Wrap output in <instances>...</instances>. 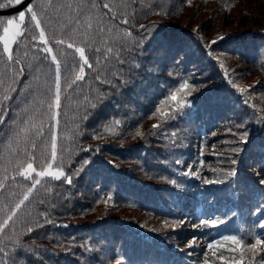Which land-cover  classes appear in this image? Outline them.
Segmentation results:
<instances>
[{"label":"trees","instance_id":"1","mask_svg":"<svg viewBox=\"0 0 264 264\" xmlns=\"http://www.w3.org/2000/svg\"><path fill=\"white\" fill-rule=\"evenodd\" d=\"M26 9L11 56L0 15V264H264V0Z\"/></svg>","mask_w":264,"mask_h":264},{"label":"rangeland","instance_id":"2","mask_svg":"<svg viewBox=\"0 0 264 264\" xmlns=\"http://www.w3.org/2000/svg\"><path fill=\"white\" fill-rule=\"evenodd\" d=\"M21 0H13L14 3L20 2ZM28 14V10H22L17 15L11 16L9 18L8 24L6 26V29L4 31V34L2 35V41L4 43V48L7 54L12 53L13 45L15 43V40L18 38V36L23 32V24L24 20L26 18V15ZM44 38V36H43ZM82 52V50L80 49ZM83 53V52H82ZM25 175H33L36 174V177L34 178L35 182H38L41 178L45 176H53L56 178H62L66 176L65 170L54 167L52 165H48L43 169H36L32 163L28 164L21 172Z\"/></svg>","mask_w":264,"mask_h":264},{"label":"water","instance_id":"3","mask_svg":"<svg viewBox=\"0 0 264 264\" xmlns=\"http://www.w3.org/2000/svg\"><path fill=\"white\" fill-rule=\"evenodd\" d=\"M30 1L31 0H24L20 5H18L16 7H12V8L6 9V10H0V13L1 14H10V13L19 11L22 8H24L26 5H28Z\"/></svg>","mask_w":264,"mask_h":264},{"label":"snow or ice","instance_id":"4","mask_svg":"<svg viewBox=\"0 0 264 264\" xmlns=\"http://www.w3.org/2000/svg\"><path fill=\"white\" fill-rule=\"evenodd\" d=\"M216 41H213V44L215 43ZM176 97L175 96H173V99H175Z\"/></svg>","mask_w":264,"mask_h":264}]
</instances>
